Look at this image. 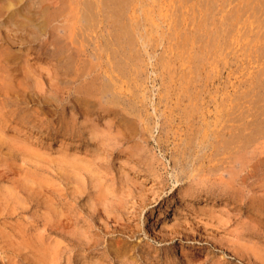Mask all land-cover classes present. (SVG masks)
<instances>
[{"label": "rangeland", "instance_id": "374dc122", "mask_svg": "<svg viewBox=\"0 0 264 264\" xmlns=\"http://www.w3.org/2000/svg\"><path fill=\"white\" fill-rule=\"evenodd\" d=\"M0 1V94H5L14 104L30 108L33 121L31 128L22 124L12 125L0 135V264H48L46 255L50 237L53 236L49 237L45 229L28 232L29 235L22 241L18 232L21 228L31 229V226L41 229V222L47 218V204L44 205L41 201L51 186V180L60 183L57 186L58 193H62L59 187L70 186L63 176L66 172L57 169L56 163L64 156L74 155L72 151L78 157L85 154L91 156L90 159L96 158L95 170H106L110 177L114 176L115 185L120 184L119 177H122L124 189L135 184L144 196L146 205L138 217L135 214L138 212L139 198L136 196L133 199L136 212L127 224L135 233L128 240L131 244L139 243V248L149 251L152 257L146 256L144 260H140L133 250H128L124 256L125 263L116 264H158L157 261L162 264L160 259L164 257V251L170 254L174 252L179 257L181 250L191 253L198 248L204 249L203 253L215 260L224 257L231 264H249L246 259L237 257L231 251V243L234 242L238 243L236 248L249 252L250 245L243 241V237L248 234L255 236L253 239L258 242L255 247L264 256V232L260 229V224L250 221L248 210H244L252 203H264V87L259 88V84H264V73L259 72V68L264 65V58L261 56L262 60L258 59L260 52L257 53L258 58L255 51L252 53L254 49L261 50L259 47H246L249 37L240 38V34L243 37L253 36L251 34L255 33L256 28L251 23L254 18L252 15L247 16L250 12L244 16L248 22L243 25L241 20L237 27L242 25L248 29L250 24L249 29H254L253 32L245 34L230 28L231 35L228 37L231 39L227 38L226 41L232 42L224 41L229 47L226 46L227 51L224 48L223 57L211 59L207 55L206 59L200 61V55H197L198 59L192 62L187 57V63L184 59L186 53H183L180 60L183 59L190 66L182 64V67L177 59V64L171 68L172 76L167 73H170V69L168 71L164 68V72L161 67L156 66L154 58L167 55L172 44L169 33L174 30L168 29L170 20L167 18L175 0H145L143 8H148L146 12L149 15L155 13L148 16L153 18L150 21L155 26L150 22L149 28V19L144 20L145 23L148 22L145 24L150 39L147 52L151 59L142 57L141 61L144 63L140 65L138 61L126 65L127 60L125 62L119 57L121 54L113 57L106 50L110 48L111 51L114 45L101 48L110 35L107 34L109 31L104 23H101L100 16L94 18L97 21L93 19L91 23H85L84 17H90V12L80 15L78 13L81 12L77 13L76 10L75 16L80 17L73 18L70 12L72 18L69 19L68 13L64 12V9L69 11L68 6L63 5L62 12H58L52 5L55 0ZM81 2L82 0H78V3ZM235 2L229 0V5L223 11L220 10L221 13H218L219 9H215L213 17H219L218 14L223 13L230 15ZM188 3L190 6L191 2ZM157 9L160 15H157ZM214 11L212 9L213 13ZM259 11L258 9L257 12ZM261 13L259 16L263 15V18L264 13ZM50 15L53 18L65 15L64 18L70 20V23L65 22L64 28L57 23L59 20L54 23L53 18H49ZM79 27L83 32H79ZM74 29L81 33V38L77 37L75 31L72 33L71 30ZM69 31L70 35L67 34ZM181 31L178 30L179 34ZM158 33H163V37L156 40ZM166 34L168 35L165 36ZM66 36H69L68 39ZM64 39L66 42L71 39L76 41L74 45L68 44L74 49L64 52L63 46L68 43L65 44ZM76 39L83 43L79 45ZM219 40L221 43L222 39ZM158 41L159 45L156 46ZM197 42L198 45L204 43ZM53 45H57L55 54ZM78 46H81V52L80 48L77 49ZM82 48L85 52H82ZM95 51L98 52L94 55ZM68 56L73 57L72 60ZM57 60L59 62L56 63ZM193 63L196 66L192 68ZM177 65L182 69L177 68ZM136 67L139 75L134 72ZM186 67L190 68L189 74H192L189 77ZM111 68L112 72L109 73ZM194 69L198 70L193 72ZM105 79L107 81L104 82ZM169 79L174 80L171 81L174 84L169 83ZM186 79L188 84L184 82ZM102 80L106 86L104 89ZM180 82L181 85H186L181 86ZM118 85L120 89L116 87ZM108 86H112V89H108ZM179 91L185 93L181 94ZM178 92L181 96L177 95ZM203 127H206L207 133L204 140ZM67 129H73L75 136H69L65 132ZM225 138L226 147L223 142L221 144V139L225 141ZM201 140L205 141L207 148L204 147L199 153L203 158L195 164V170L189 172L186 166L179 164L178 154L186 143L197 144ZM144 170H149L154 175L153 180L143 174ZM59 172L61 178L58 177ZM175 175L179 177L177 182ZM186 189H189V193L182 195ZM157 195L159 196L153 202ZM238 205L243 207L241 212L235 208ZM189 226L194 229V233L189 231ZM173 227L192 236L171 234ZM174 235L173 243L163 240V237L169 239ZM40 255L42 259L38 258ZM155 256L157 258L153 259ZM57 264H66V255Z\"/></svg>", "mask_w": 264, "mask_h": 264}, {"label": "bare ground", "instance_id": "6f19581e", "mask_svg": "<svg viewBox=\"0 0 264 264\" xmlns=\"http://www.w3.org/2000/svg\"><path fill=\"white\" fill-rule=\"evenodd\" d=\"M150 1L151 2L152 1L157 2L158 0H150ZM231 1H233V2L236 1V2L234 4V6H232V8L230 7L231 8L230 9V15L226 14V13H225L226 15H223L224 14L223 13L221 15L218 14L219 17H213L215 14L214 10L219 9L218 13L220 12V10L223 11L224 7L229 5V0H193V1L192 0H175V3L173 1H171L174 3V6L173 5L170 6L172 11L170 12L169 16L167 14L168 18H167V16H166V18H167V20L168 19L170 20V21H168L169 24H167L169 26L168 29L174 30V31H171V33H169L170 34L169 37H170L172 44L169 47V50H167V52H166V53H168L167 55L164 56L162 54L159 57H156V59L154 58L155 65L158 67H161L163 70H164V68L167 69L168 71L170 69V73L169 72H167V73L169 75L173 76V73H172L173 70H171V68L172 67L174 68V65L177 64L176 60L177 59L180 60V57L183 55V53H186V56L184 58L185 61H186V58L188 57V58H191V60H190L191 62L193 60H195L196 58L198 59L197 55L198 56L200 55V58H201L200 61H203L204 59H206V57H208L207 55H210V58L211 57L217 58V57H221V56L223 57L224 48L227 51L228 49H226V46L229 47L226 43H224V41H226V39L230 37L229 36V34L231 32L230 28H232V30H234L236 32L237 31L240 33L244 32L245 34L246 33L249 34L251 31L253 32L254 29H249L251 27L249 23H248L249 28L247 27L248 29H246V27L243 28L242 25H241V27H237V26H239V25H237V23L241 20H242L241 22L243 23V25L248 22L246 20L247 17L244 18L245 14H247V12L251 13V14L249 13V15H247V16L252 15V17L254 18L253 21L249 20V19L248 20L252 21L251 23H254V27L256 28L255 33L251 34L253 36L243 35V37H241V34H240V38L249 37L247 39L248 41L245 43L246 47L247 48H250L251 46H253L252 48H258L259 47L258 49H261V50L256 51L257 49H254L252 51V53L255 51L254 53H256L255 54L256 58H258V56H259L258 59H260L261 56L264 58V50H262L264 48V17L262 18L263 15L259 16L260 12L264 13V0H231ZM0 2H2V1H0ZM144 2H145V0H82V2L80 4V3H78V0H55L52 5L57 8L56 11L62 12L63 5L65 6V4H66L69 7V8L67 7V10L69 9V11H65L66 9H64V12L68 13L69 19L72 18V16H73V18L74 17H80V15L82 13L86 14V12H88V13L90 12L89 14L91 16L90 17L88 16L89 18L84 17V19L86 18L84 20L85 23H88V22L91 23L92 21L95 20L94 18L97 16L102 17L101 23H104V26L107 28V31H109L107 34H109L110 37L105 42V45H102L101 48L103 49L104 48L103 46H105L104 49H106L107 46L111 47V45H114L113 46L114 48L113 49L111 48V51H109V49H110L109 47H108L109 49L106 50V51L110 52V54L113 57H115V55L121 54V56H119V57H121V59L125 60V62L127 60L126 65L130 64L131 62H132V64H134L133 63L134 61L140 62L139 63V65H140L143 62V61H141L142 57H147L148 58L147 60L151 59L150 54L147 52V47L150 45L149 44L150 39H149V32H148L145 24L149 22V28H150V22L152 23V21H150L151 17L149 18L148 16L155 14V13H153V14L149 15V12H146L148 8L147 9L143 8V6H145ZM146 2H147V0H146ZM188 2H191L192 4L190 3V6H188L187 5ZM162 3H164V2H162ZM79 4L82 7H79L80 6ZM169 5L170 4H168V6ZM37 8H38V6H37ZM51 9H52V7H51ZM212 9H213L214 13L212 12ZM258 9L260 10L259 12H257ZM30 10H31V7H30ZM53 10H54V8L52 9V11ZM76 10H77V13H78V11L81 12V13H78V14H80L79 16H75ZM149 10L153 11L150 8H149ZM54 11H53V13L56 12V11L55 12ZM158 11L159 10L157 9V12L156 11L155 12L158 13L157 15H160L159 14L160 12H158ZM48 12L50 13V11H48ZM70 12L72 13L71 17L69 14ZM65 15L55 17V18L51 17V15H50L49 18H53L52 20L54 21V23H56L59 20L57 23L61 24V26H64L65 22L67 23L70 21V20H67L64 18ZM253 15H255V16H253ZM216 16H217V13H216ZM229 17H231L232 19H229ZM81 18L83 20V17H81ZM146 18H148L149 20H148V22L145 23L144 20L146 21L147 20ZM213 18H215V19H213ZM90 19H92V20L89 21ZM46 20L48 21L51 19H46ZM46 20H45V23H46ZM231 20L234 21L235 23H233ZM51 21H48V22H51ZM76 21H77V18H76ZM95 21H97V19ZM84 22H82V24H84ZM155 22L157 23L158 21H155ZM208 22L212 23V25H209ZM98 23H99V21H98ZM98 23H96V25ZM78 24H81V23H78ZM68 25H66V26H68ZM73 25H74V23H73ZM84 25H86V24H84ZM152 26H155V25L152 23ZM223 26H224V28H223ZM246 26H247V24H246ZM252 26H253V24H252ZM76 27H77V25H76ZM64 28H66V27L64 26ZM86 28H89V27H86ZM106 28H102V29H106ZM155 28L158 29L157 26ZM55 29H56V27H55ZM75 29H77V28H75ZM75 29L71 30V31H73L72 33H74V31L76 32ZM79 29H80V27H79ZM81 29L79 30V32L80 31L83 32V30H81ZM151 29L154 30L153 27H151ZM179 29L183 31V32L181 31L183 34L181 32L179 34V32H178ZM71 31H69V33L67 32V34L70 35ZM79 32L78 33L76 32L77 37L78 36L80 37L81 33L79 34ZM92 33H93V31H92ZM105 35H104V38H105ZM153 35L154 34H152L151 36H153ZM157 35L158 36L155 37L156 40L163 37V33H162V35H161V33H158ZM167 35L168 34H166L165 36H167ZM233 35H235V34L233 33ZM72 36H75V34L71 35V37ZM83 36H84V34L82 35V38H83ZM85 36H87V35H85ZM68 37L69 36H66V39H68ZM150 38H153V37H150ZM66 39H64L65 44L69 41L68 40L66 42ZM106 39H104V40H106ZM219 39H222L221 43L219 42L220 41ZM229 39H231V38H229ZM72 40L73 39H71L70 42H68L66 44V46H63L64 52L68 51V50L70 51L71 49H74V47H71L70 45H68L69 43H71L72 45H74L73 43H76V41L73 42ZM151 40H153V39H151ZM197 41H199V42L203 41L204 43H203V45H201L202 43L199 44L200 45L199 46ZM233 41H235V40H233ZM238 41H240V40H238ZM77 42L79 43V45H81L83 43V42H80L78 40H77ZM226 42H228V41H226ZM230 42H232V41H230ZM230 42H228V43H230ZM257 42H258V44H257ZM168 43H169V41H168ZM102 44H104V43H102ZM158 45H159V41L156 44V46H158ZM53 46L55 49L53 54H55L57 52V45H53ZM151 46L153 47V45H151ZM236 46H237V42H236ZM239 46H240V44H239ZM80 47L81 46H78L77 49H79ZM98 47L100 48V46H98ZM246 47H244V48H246ZM77 49H76V51H77ZM154 49L155 48H153V50ZM167 49H168V47H167ZM80 50H81V48L79 49V51ZM96 50L100 51V49H98V48ZM83 51L84 50L82 48V52ZM95 52L96 53H94V55L97 54L98 51H95ZM164 52H165V50H164ZM250 52H251V50H249V53ZM258 52H260L259 55L257 54ZM219 53L221 55H218ZM67 54L69 55L70 53L68 52ZM72 54H73V52H72ZM83 54H87V53H83ZM106 54H108V53H106ZM65 55H66V53H65ZM143 55H145V56H143ZM72 56L75 57L74 55H72ZM253 56H254V54H253ZM55 57L59 58L57 55H55ZM68 57H70V56H68ZM73 57H70L71 60ZM153 57H155V56L153 55ZM237 57H240V56L237 55ZM113 59H115V58H113ZM67 60H68V62L70 61L69 58ZM78 60L79 59H77V61ZM143 60H144V58H143ZM181 60H182V62H180ZM181 60L178 62V64L180 63L181 66H182V64L186 65L187 63H189L188 59H187L188 61H186L187 63H185L183 59H181ZM261 60H262V58H261ZM114 61L117 62V60H114ZM57 62H59V60H57L56 63ZM125 62L123 63V66H124ZM71 63H73V62H71ZM66 64H68V63H66ZM205 64H203V65H205ZM71 66H73V65H71ZM181 66L177 65V68H179V67L181 68ZM186 66H190V65H186ZM194 66H196V65L195 64L192 65V68ZM262 66H263L262 68H259L260 74L264 73V65H262ZM119 68L121 69V67H119ZM119 68H118V70H119ZM124 68H122V69H124ZM177 68H175V69H177ZM188 68L186 67V69H187L186 72H188V77H189V75L191 73L189 74L190 68L189 69ZM109 69H110V67H109ZM112 69L113 68H111L110 71L108 70L109 73L112 72ZM162 69H160V70L163 71ZM137 70L138 69L136 67V70L134 72H136V75H137V73L139 75V72H138L139 70L138 71ZM196 70H198V69H194L193 72ZM103 72L105 73L104 70H103ZM122 72H125V71H122ZM128 72H131V71H128ZM140 72H141V69H140ZM164 72H165V70H164ZM180 72H182V71H180ZM186 72L184 74H186ZM205 72H206V69H205ZM255 72H257V71H255ZM109 73L107 72L106 74L109 75ZM121 74H124V73H121ZM96 75L97 74H95V77H96ZM205 75H207V74H205ZM124 76H126V75H124ZM130 76H132L131 78L134 77L133 75H130ZM186 76H184V77L186 78ZM195 76L196 75L194 74V77ZM199 76H200V73L198 74V77ZM252 76H253V74H252ZM176 77H179V76H176ZM180 78L182 79L183 77H179V79ZM111 79H114V78L111 77ZM188 79H186V81H184V80L183 81L188 84V82H189ZM131 80L136 81L135 77H134V80L133 79H131ZM192 80H193V78H192ZM105 81H107V80L105 79L104 82ZM108 81H110V79H108ZM132 81H131V83H132ZM169 81H170V79H169ZM171 81H174V80H171ZM171 81L169 83H172ZM102 82H103V80H102ZM104 82H103V84H104ZM114 82H116V81H114ZM249 82L251 83V81H249ZM249 82H247V83H249ZM260 82L261 81H259V83ZM181 83L182 82H180V85H181ZM186 83H184V84L186 85ZM172 84H174V83H172ZM184 84H182L181 86H183ZM189 84H192V83H189ZM196 84L194 83V85H196ZM261 84H259V88L263 89L264 84L263 85H261ZM111 85L114 86L113 83ZM104 86H105V84L103 85V89H104ZM111 87L109 88V86H108V89H112ZM116 87L119 88L120 86L118 85ZM179 87H177V88H179ZM174 88H176V87H174ZM193 88H194V86H193ZM200 91H199V94H200ZM179 92H181V91H179ZM179 92L177 93V95L179 94L180 96H181V94L185 93V92L184 93L181 92V94H180ZM260 92L262 93L261 90H260ZM115 93H117V92L115 91ZM262 94H264V93H262ZM242 96H243V94H242ZM187 97H189V96H187ZM261 97H262V95H261ZM189 98L191 99V97H189ZM193 98H195V97H193ZM263 99H262V101H263ZM2 100H3V102H2ZM9 101L10 100H8V98L5 97V94L4 95L0 94V102H1V106H0V135H1V133L4 132L5 128H7V129L11 128L12 125L22 124V125H25L26 128H31V126H32L33 121H32V117L30 115L31 112L29 111L30 108H24L22 106H19L18 104H14L12 101H10V102ZM117 101L115 100V102H117ZM254 102H256V101H254ZM251 105H252V103H251ZM188 107H189V105H188ZM258 108L259 107H257V109ZM230 114H232V113H230ZM201 115H202V113H201ZM208 124H210V123H208ZM232 127H234V126H232ZM205 128L206 127H203V131H204V133H202L203 140L205 139V137L207 135ZM231 128H229V129H231ZM14 129H15V127H14ZM108 129H111V128L109 127ZM72 130L73 129H69V130L67 129V130H65V132L68 133L69 136H73L74 132H72ZM229 138L232 139L231 137H229ZM203 140L196 142L197 144H187L186 143V146L178 154L179 164H181L182 167L186 166L188 168L189 172H193L195 170L193 168L195 166V164L198 162V160H201L203 158L201 155H199V153L205 147V145H204L205 141H203ZM101 141H102L101 144H103L102 139H101ZM222 142H223L224 146L226 147L227 146V139L225 141L223 139H221V144H222ZM242 143H244V142H242ZM243 145H245V144H243ZM206 148L207 147H205V149ZM222 148H224V147H222ZM72 152H73L72 154H74V155H72L71 157L64 156V157H62V159H60L59 163H56L58 166L57 169L64 170L66 172L63 176H65V180L67 181V185H70V186H68L67 188L59 187V190H61L62 193L61 192L58 193L57 186L60 183H56L55 180H51V183H50L51 186H50L49 190H47V192L45 193L46 196L43 197L44 200L41 201L42 204H44V205L47 204V208H46L47 218L41 222V224H42L41 229H39L37 226H34V227L31 226V229H27V230L24 228H21V230H19V232H18L21 240L22 241L25 240L26 235H29L28 232H38L39 230L45 231V229H46L49 237L53 236V237H50L51 239H50L49 244H48L49 248H48V252L46 255V260L48 261V264H57L64 255H66V264H116L117 262L125 263L124 256L128 250H133V252L137 254V256L140 260H144V258H146V256L152 257L151 253L149 251H147L144 248H139V243L131 244V242L128 240V238H132L134 236V233H135L133 228H129V226L127 224V221L130 220L132 215L136 212V209L134 210V207H135L134 204L135 203H134L133 199L136 198V196L139 198V201L137 202L138 212H137V214H135L136 217H138V215L140 214V211L143 210L144 205H146L144 196L142 195L139 188L137 186H135V184H134L133 186L128 185L126 187V189H124L125 186L121 182L123 180L122 177H119L120 184L115 185L114 176L110 177L108 175V173L106 172V170L104 171L102 169L101 170L100 169H96V170L94 169V167L97 166V164L95 162L96 158L90 159L91 156L89 157L85 154H83L81 156L79 155V157H78V156H76V153L74 151H72ZM191 152H193V154ZM55 168H56V165H55ZM60 172L58 174L59 178H61V176H62V175L60 176ZM143 172H144L143 173L144 175L149 176V178L151 180H153L154 175L152 173H150L149 170H144ZM56 175H57V173H56ZM189 175H192V174L189 173ZM175 180H176V182L179 180L178 175H175ZM23 190H28V188L27 189L23 188ZM188 190L189 189H186V191L184 190L182 192V195L188 194L189 193ZM135 193H138V195H136ZM42 195H43V193L40 194V196H42ZM158 196L159 195H157L155 197V199H153V202L156 201V198ZM235 208L238 212H241L243 210V207H241L240 205H238ZM129 209H132L131 212H128ZM245 209L248 210V212H249L248 214H250L249 215L250 221L255 222L256 224H260V229L264 232V203H256V204L252 203V204H250V206L248 205L247 207H245L244 210ZM138 220H139V218H138ZM140 222H142V219ZM187 228H189V231H191L192 233L195 232L194 229H192L190 226ZM203 229L205 230L204 226H203ZM170 233L171 234H182V233L184 234V232L182 230L179 231V229H176L175 227H173L170 230ZM112 234H116V235H112ZM184 235H186L187 237L192 236L190 233L184 234ZM195 235H197V234H195ZM174 237H175V235L169 239H167L166 237H163V240L169 241L170 243H173ZM253 237H255V236H252L249 234H248V236L243 237V241L247 245H250L249 246L250 247L249 252H246L244 250L236 248L235 245L238 243H234V242L231 243V251H233V253L237 257L246 259V261L249 264H264V256L255 247V245H258V242L256 240H254ZM178 239L180 240L181 238L178 237ZM160 242H163V241H160ZM164 252H165L164 257H162L160 259V262L162 264H231L224 257L216 259V260L213 259L207 253H203L204 249H200V248H198V250L196 249L194 252H191V253H186V252H183L181 250L179 257H177L176 253H174V252L171 254H170V252H167V251H164ZM89 256H91V257H89ZM41 257H42V255H40L38 258L42 259ZM43 257H45V255H43ZM156 258H157V256L153 257V259H156ZM156 263L159 264V261H157Z\"/></svg>", "mask_w": 264, "mask_h": 264}]
</instances>
